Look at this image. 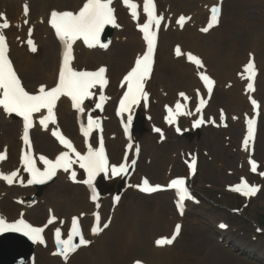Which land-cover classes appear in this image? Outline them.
Here are the masks:
<instances>
[{"label":"bare ground","instance_id":"1","mask_svg":"<svg viewBox=\"0 0 264 264\" xmlns=\"http://www.w3.org/2000/svg\"><path fill=\"white\" fill-rule=\"evenodd\" d=\"M156 1L158 5V16H163L164 19L161 21L162 24L159 35L158 49L161 56H159V62L157 61L156 63L155 71L157 72L156 67L159 64L161 70V72H159L163 73L165 78L163 74L158 75L161 80L164 78L158 86L157 82L154 83L155 78L153 76L154 79L151 78L148 80V89L150 90L152 88L154 92L153 97L156 98L160 107L161 105L162 108L164 107L166 109L171 107L175 113L176 104H181L185 101L186 96L192 98L196 108L200 104V100H204L205 96H207L208 92L200 78L201 74H207L212 79H216L215 90L219 86L225 88V90H223V92H225L223 93V97H225L224 102L227 103V107L230 108L228 110V115L235 117L237 121L240 119L242 124V142L238 152L241 162H243L242 169L244 170V162L247 166L250 164L249 160L251 157L249 150L252 146V140L249 141L247 149L243 145V139L247 135L246 120L249 118L253 119L254 114H256V110L251 103L252 99L264 93V59H262L264 57V19H250L253 22L249 23L246 21V23L244 21L245 16H243L241 11L244 9L250 10V6L246 7L244 1H246V4L256 3V7H259L261 2L264 4V0H232V3L228 5L230 7L228 10L229 17L226 22H224L226 31L223 33V27L217 28L218 26H216L206 34H203L201 29L208 25L211 16V8L214 5L218 7L221 6L223 0ZM83 2L84 0H0V13H3L10 23V27L4 30L9 45V53L16 64L17 70L21 74L23 83L29 90L38 91L41 84L50 88L58 81V73L63 60L64 47L54 33L51 25L48 23L51 12L54 10L58 12L64 10L77 11L82 7ZM133 2L138 5L137 22L132 19L130 9L123 4V0L114 1L113 6L116 10V21L119 27L114 31V40L110 47L103 48L104 50L97 45L89 48L81 41H77L73 45V68L95 69L102 65L108 67V85L105 88V105L103 108L97 109L95 106L87 103L84 107V112L81 113L73 109L72 103L67 98L61 97L54 109L56 124L50 123L47 130L39 124V117L41 115H46V110H42L41 113L36 114L34 127L29 130V135L32 137L33 153L40 168L43 169L44 167L39 160L40 155L47 156L49 159H55L61 151L67 150L57 139L53 138L51 134L53 128H58L61 132L64 131L77 151L81 153L87 151L89 144L93 147L98 146L97 129L93 130L87 138L84 137L81 132V126H87L88 114L92 116L99 115L103 118V130L107 138V145L110 149L111 160L114 164L116 163L119 165L120 163L126 162L129 167L136 153L145 150L143 149L144 145L142 147L140 139L136 137L133 132H126L122 125V119L127 120L129 115H131L132 119L137 116V112L139 111L138 104L132 107L127 116H123L122 118L116 115V106L114 108V100L117 99L126 85V82L123 81L124 76L134 66L136 58L142 55L146 50V42L143 40V33L137 26L139 23H144L147 20V14L143 11L144 0H133ZM25 4H27L29 8L27 17L24 16ZM251 7L255 8V4H252ZM223 14L224 13H221L219 16V22H222ZM181 15L190 17V19L186 20L183 27L176 23V19ZM25 20H27L28 23H24ZM2 22L3 21L0 20V23ZM171 24L173 29L170 28ZM243 25L250 33H245L241 30L240 26ZM29 28L32 29L30 38L34 42L37 49L36 52H32L30 46L27 44V40L29 39ZM225 41L227 43H225ZM171 44H173L172 49ZM177 46L181 49L182 54L180 56H177L175 52ZM115 50L117 52H115ZM188 53L198 56L202 60L203 68H198L193 62L189 61L187 59ZM250 59L253 61L256 71L255 77L252 80L254 90L251 91L247 90L249 81L247 79L248 74L245 72V65ZM168 61L171 63L170 65H167ZM161 63L163 65L162 69ZM156 72L154 73L155 75ZM166 72H176V74L173 75L176 77L173 83L170 81L171 77L167 75ZM182 84H184V86H182ZM180 93H184L185 95L181 96ZM224 102L222 101V103ZM209 108L210 107H204L203 105L200 112H190L188 108L183 111L182 105L180 111L181 113H190L184 114L185 120H190L192 116H194L195 122L203 117V114L208 112ZM263 109L264 101L261 102L260 108L257 111L258 114H260ZM155 110V108L148 109V119L150 123L161 121L159 111ZM209 113L210 112L207 114ZM182 115L183 114L176 115L173 124H175ZM139 121L140 119L136 120L137 123H139ZM179 122L180 120L176 124ZM186 123L189 125V121H186ZM226 124H228L227 121ZM165 128L167 130L169 126L165 125ZM22 134L23 122L6 113L3 108H0V152H3L5 148L7 149L6 159L0 162V171L6 174L17 171L18 175L14 178V183L11 185L18 189V200L23 199L24 196L29 198V201H22V206H13L6 197L9 192L6 186L9 184L0 179V216L15 222L21 218L25 219L26 215H33L40 205L45 209V225H47V227L42 233L45 243L41 244L37 242L36 247L40 251L30 260L29 264H49L46 252L53 253L54 255H52V257L54 256V259L60 257L61 259H57L60 264H80L81 262L82 264H136L137 261H139L140 264H194L192 260H197L189 256L186 257V254L182 256L175 253L174 249L178 242L179 235H176L173 245H157L156 241L163 238L161 235L164 234L150 230L151 233L148 231L149 233L146 235V222L149 223V221H147L145 216L142 217V214L139 212L140 210L136 212L134 208V204L136 203L128 205V209L129 207L130 209L127 214L124 212L120 215L117 212L115 214L112 209L110 211H103L101 207L103 197L98 195L97 200L93 201L91 199L92 192L89 186L84 183L76 187L77 192H71L69 195V188L75 185L71 182L73 181L71 178V171H75L77 173L76 178H79L81 168L78 163H74L68 172H58L61 177L59 185L65 189L64 193H59L56 189L51 190V188L50 191H48V189V192H45L42 199L38 203L33 204L31 196L34 197L35 192L25 191V188L30 185L27 183L30 177L26 173L21 161L22 154L24 151L28 150L21 138ZM103 137L105 138L104 135ZM147 138L144 142L147 141L152 147L156 146L160 148L158 144L155 145V141L152 137L148 140ZM150 154L154 155L151 151ZM148 155L149 162L147 164L152 161V156ZM175 156L177 160L176 153ZM72 158L74 160L76 159L74 154H72ZM158 158L164 159L165 156L159 155ZM166 160H168L169 163L167 164L166 162L164 164L160 175H156V180L167 181L169 179L170 170L177 167V162L174 160L173 156H170V158L168 157ZM144 165L145 164L142 166ZM139 166L140 164L136 167V169L138 168V173L135 177L138 180H142V178H145L144 173L147 172H140L142 166ZM158 167L160 166L156 160L154 166L150 168V170L157 173ZM199 174L200 163L198 164L195 176L197 177ZM121 176L122 175L116 177L114 180L111 177L100 178L101 181H103V185L108 188V191L113 190L111 198L116 195L115 191L124 192L126 188H130L124 180L122 181L120 179ZM137 185L140 184L138 183ZM98 186L101 187V185ZM261 193L262 189L256 197H259ZM168 194V199H165L166 203L164 201V203L160 205V208L169 205V201L170 205L172 203L175 206L177 205L178 200L174 192L169 191ZM66 203L71 204L73 208L71 212H63L64 209L62 208ZM12 207H14V213H5L9 212L8 209H13ZM160 208L154 205L151 208L154 210L155 219L158 220L155 226L157 229H162L161 223H159L161 222V216L158 217L160 214L159 212H161ZM96 213H99L101 227L103 223H108L109 226L99 233L93 234L91 229L96 226ZM52 216H55L56 220L48 224ZM74 217L77 218V221L80 219L84 220L87 232L89 233L90 244L82 247L83 249L80 248L78 251L70 253L67 259H65L64 256L60 254L62 246L56 241L55 230L56 228H60L61 238L66 239L69 235ZM181 217L180 214L176 213L172 214L171 217L167 219L165 218L168 222L167 227L172 224L176 228V225L181 223ZM143 218L146 222L144 220L142 221ZM175 228L173 231H175ZM167 230L168 229L164 231ZM105 231L107 232L105 233ZM51 234L53 235L52 240L47 242L46 238H49ZM102 237H105L103 240L105 243H108V246L104 247V251H101L98 246ZM116 248H119L117 251L119 256L117 255V262L114 263L113 260ZM145 248H147L146 253H144ZM140 250L141 252H139ZM79 251L83 253V260L81 262L75 261L72 263L71 259L73 260L74 255ZM42 257L44 258L43 261L41 260ZM201 264H205V262Z\"/></svg>","mask_w":264,"mask_h":264},{"label":"snow or ice","instance_id":"2","mask_svg":"<svg viewBox=\"0 0 264 264\" xmlns=\"http://www.w3.org/2000/svg\"><path fill=\"white\" fill-rule=\"evenodd\" d=\"M112 0H84L82 7L79 8L77 12L72 11H52L50 14V19L48 23L55 30L56 36L62 42L63 50V60L59 68L58 81L53 87H47L44 84L39 86L38 92L35 94L27 91L22 84L20 77L14 69V65L9 56V45L7 43L6 35L4 30L10 27V23L3 13H0V107L8 113H15L23 118V143L27 146L28 150L24 151L21 156V161L24 165L25 170L30 173L31 179L27 181L28 184L34 183H44L51 180L56 176L58 170H63L68 172L74 163H78L79 167L83 169L87 174V179L83 180L82 183L93 188L92 200H97V195L95 194V188L93 186V181L100 173L108 174L109 172L113 177L120 176L126 173L127 163L109 164V159L106 154V149L104 146L102 136L99 139L97 147H93L91 144L88 145L87 151L81 153L77 151L74 147L72 141L66 138L58 128H53L52 135L59 140L61 145H64L72 154L75 156V160L70 155L69 151H61L55 159H49L47 156L40 155L39 160L43 164V169L37 166L31 152V141L29 136V130L34 127L33 115L39 114L42 110H46V115H41L39 117V124L47 130L49 124H56V115L54 109L57 102L62 96H67L71 98L72 106L79 112L83 113L84 109L82 107L83 102L86 99L91 98L94 93L91 89L99 87L101 90V95L99 96L100 101L106 100V97L102 94L103 88L107 85L108 80L106 78V67L101 66L97 70H76L72 67V61L74 60L73 55V45L82 40L83 43L89 48L99 45L100 47L107 48V43H102L100 40V35L105 25H114L119 27L116 23V18L114 16V9L111 7ZM123 4L130 9V15L133 20L138 19V5L133 2V0H123ZM143 11L147 14V20L144 23H139L137 26L139 30L143 33V40L146 42V50L142 55H139L134 66L130 71L124 76L123 81L127 84V91L124 92L122 99L120 100L119 113H124L130 111L133 105L139 103L141 97L145 100L148 98V93L145 91V81L150 76L153 70L154 64V54L157 46V30L161 27V21L164 19L163 16L156 15V5L154 0H144ZM211 16L207 27L201 29L203 32H207L209 28L213 27L219 22L220 9L218 6L214 5L211 8ZM29 13V8L27 4L24 5V16L27 17ZM190 17H185L181 15L176 23L183 27L184 23ZM24 23H28L27 20ZM153 25L156 30H153ZM29 39L27 44L30 46L32 52H36L37 49L34 42L31 40L30 35L32 29H28ZM176 55L180 56L181 49L179 46L175 49ZM187 59L193 62L198 68H203L202 60L193 55L192 53L187 54ZM245 72L248 74V84L247 90H254L252 80L255 77L256 71L253 61L250 59L245 65ZM204 86L210 95L213 90L214 80L207 74H201ZM184 96V93H180ZM187 99V97H185ZM205 101L200 100V104L197 106L196 111L200 112L201 107L204 105ZM254 108L258 107V102L255 99L251 101ZM95 107L100 109L102 107L101 103H96ZM175 113L169 108V115L166 117L169 124L173 123L176 115L180 114H190L181 113L180 109L182 105L180 103L176 104ZM235 118V117H234ZM224 119L223 111H221V120ZM128 124H131L132 117L129 115L127 117ZM215 123V121H212ZM204 123L203 118L198 119L194 122V126H199ZM247 123V135L243 140V145L247 149L249 141L253 139L255 132L256 120L249 118L246 120ZM101 129V122L99 119H94L91 114L87 116V126H81V132L84 137H89V134L95 130ZM156 132L161 133V138H163L162 130L159 128L154 129ZM127 131V126L125 127ZM177 131H180L177 128ZM138 151V149H137ZM7 149L0 152V162L6 159ZM136 161H131V166H135ZM249 163L251 165V171H257V162L250 159ZM189 168L192 173L196 171V159L193 158L189 163ZM264 175V173H260ZM18 175L17 171H12L8 174L0 171V179L11 185L14 183V178ZM77 173L71 171V178L76 179ZM143 192L151 193L157 190H163L165 186L159 184L152 185L149 183L147 178L143 179L141 185H137ZM167 188H172L177 190L179 199L177 201V206L181 209L182 214V203L186 199H191L192 195L189 189L186 187V179L184 177L173 178L170 183L166 186ZM229 189L231 191L242 194L245 197H251L257 193L259 190L258 186L250 185L246 179L243 177L240 183L236 185H230ZM118 200L119 197H116ZM96 226L92 227L91 231L93 234H97L103 229L109 226L108 223H103L101 227L99 213H96ZM56 220L55 216H52L48 224L53 223ZM223 226V225H222ZM44 227H34L31 223L26 222L24 219H18L13 223H9L5 220L3 216H0V232L15 231L23 232L24 235L28 236L34 242H39L41 244L45 243L42 233L44 232ZM181 226L176 225L175 233L171 238L164 237L156 241L157 245H170L179 234ZM56 241L62 246L60 254L67 259L71 252H74L81 245H88L90 241L85 239L80 227L77 222V218H73L71 231L66 239L61 238V229L56 228L55 230ZM79 237V243H74L73 238ZM136 264H140L139 261Z\"/></svg>","mask_w":264,"mask_h":264},{"label":"rangeland","instance_id":"3","mask_svg":"<svg viewBox=\"0 0 264 264\" xmlns=\"http://www.w3.org/2000/svg\"><path fill=\"white\" fill-rule=\"evenodd\" d=\"M231 1L232 0L223 1L222 8L224 14L222 16V22H220L221 24H219L217 27H223V33L226 31L224 28V22H226L227 18L229 17L228 10L230 7L228 5L232 3ZM244 2L246 7L250 6V10L244 9L241 11L243 16H245V22H253L250 19L255 18L264 19V7H260L264 6L263 2L259 4V7H256V3L246 4V1ZM252 4H255V8L251 7ZM170 28L173 29V26H170ZM240 28L243 32L250 33L249 30L245 29L244 25L240 26ZM225 43L227 42L225 41ZM172 45L173 44H171V49L173 48ZM115 52L117 51L115 50ZM159 56H161V54H159ZM262 59H264V57ZM162 63L161 69L163 66ZM170 64L171 63L168 61L167 65ZM159 71L161 72L160 66L158 65V74L156 72V75L154 76L155 79L153 78L154 83L157 82L158 86L165 78L164 74L160 73ZM166 73L171 77L170 81L173 83L174 79L176 78L173 75H175L176 72ZM159 74H163L164 78H162V80L159 78ZM182 86H184V84H182ZM223 90H225L223 86H219L216 89L210 101V111L208 110L210 113L205 116L206 119L209 117L210 119L207 120V124H204L199 131H195L194 129L190 130V128L186 127V124H183L184 128L182 133L176 135L175 130L172 127L167 133L163 135V138H161V135L153 133V125L160 124V122L150 123L149 119L146 118L148 108L141 105L140 113L144 118V123L142 124V130H139L135 133V136L140 139L142 147L144 145L143 149H145L142 152L141 159L139 161V167H141L143 164L145 165L142 166L140 172H147L144 173V176L149 177L154 183L162 182L155 179L157 178L156 175H160V172L166 162L167 164L169 163V161L166 159L168 157L170 158V156H173L174 160L177 162V167L170 170V177L176 175H186L184 159L189 158L192 151L197 150L200 153V174L193 180L194 197L197 200L188 204V209L186 210L183 218H181V221L184 225V231L181 237L178 239L174 249L175 253L182 256H185L186 254V257L189 256L197 259L196 261L192 260L194 264H201L204 262L205 264H264V175L262 176L259 174L261 168H264L261 167L259 172L254 173L251 176L252 181L260 183L263 186L262 193L259 195V197H256L250 201H246L242 198V196L236 195L233 191H230L229 186L239 181L241 175H248L249 168L244 162V170L242 169L243 162H241L240 154L238 152L241 145L242 124L240 119L237 121L236 118L227 114L230 108L227 107V103L224 102L225 97H223V93L225 92H223ZM256 98L257 100L263 102L264 93L258 95ZM221 100L224 103H222ZM150 107L158 110L161 115V119L163 118L162 105L160 107L158 105V101L153 96ZM221 111H223V114L226 113L227 115V117L224 115L223 120H221ZM212 121H215V123ZM226 121L228 124H226ZM150 137H152V139L155 141V145L158 144L160 148L156 146L152 147L147 141L144 142L146 138L148 140ZM255 139L254 157L260 159L261 163H264V111L260 116L259 132ZM150 151L151 153H154V155L150 154ZM175 153L177 154V160ZM146 154L152 156V161L149 164H147L149 162V158ZM159 155H164L165 158L159 159ZM156 160L160 166L157 168V173L150 170V168L154 166ZM213 161H216L215 164ZM137 173L138 170L133 175L130 184L135 185L136 181H139L140 183V180L135 177ZM60 178L61 177L58 176L51 183L47 184L42 192H40L37 188L35 189L34 187H29V189H26L27 192L34 191L35 193H38L35 197L31 196V199L33 197V204L38 203L45 195V192L50 191L51 188V190L56 189L59 193H64L65 189L59 185ZM77 186L78 184L72 185L69 188V195L71 192H77ZM6 187L9 189V192L6 196L9 203L13 206H22L18 201L17 187ZM168 197L169 194L167 192L155 194L154 196H142L141 193H139L132 186V188H127L125 193H123L120 204L116 208L115 212L120 215L124 212L127 214L130 209V207L128 209V205L136 203L138 204H134L136 212L140 210L139 212L142 214V217L145 216L147 221L150 223L149 225V223L146 222L144 218L142 219V221L144 220L147 223V228L145 227V230L147 231L145 232L146 235L150 232V230L160 234H164L165 232L171 234L173 231V225L170 224L167 227L168 222L165 220V218L167 219L171 217L172 214H176L177 209L173 203L170 205V201L169 205L165 206L164 208H160V205L164 203V201L166 203L165 199H168ZM28 199L29 198L25 196L23 198L24 201H29ZM102 202V208L108 211L111 208V198L104 197ZM153 205L161 209L158 217L161 216V222L159 223H161L162 229L155 228L156 221L158 220L155 219L154 210L151 209ZM12 208L13 209L11 210L8 209L9 212L6 213H14V207ZM236 208H240V212H234V209ZM62 209H64L63 212H71L73 210L70 203H66ZM26 217L39 225L46 223L45 209L42 205L37 207V211H35L33 215H26ZM221 224H225V230L220 228ZM163 228L168 230L164 231L166 229ZM106 232L107 231H105V233ZM104 238L105 237H102V240L99 241L98 244L101 251H104V247L108 246V243H105L103 240ZM118 249L119 248L115 249L116 252L114 254L113 260L114 263L117 262L116 258L118 255ZM146 250L147 248H145L144 253H146ZM38 251L40 250L36 249L35 253L37 254ZM80 252L81 251L74 255L73 260L71 259L72 263L75 261L81 262L83 260V253ZM139 252H141V250ZM46 256L48 257L49 264H60V262L57 260L58 258L54 259V256L52 257L50 252H46ZM41 260L43 261L44 258L42 257ZM186 261L188 262L187 259ZM80 264H82V262Z\"/></svg>","mask_w":264,"mask_h":264},{"label":"water","instance_id":"4","mask_svg":"<svg viewBox=\"0 0 264 264\" xmlns=\"http://www.w3.org/2000/svg\"><path fill=\"white\" fill-rule=\"evenodd\" d=\"M33 245L15 234L0 238V264H26Z\"/></svg>","mask_w":264,"mask_h":264}]
</instances>
